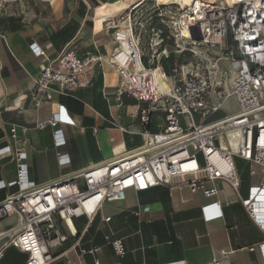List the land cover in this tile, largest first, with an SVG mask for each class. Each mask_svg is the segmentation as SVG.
Segmentation results:
<instances>
[{
	"label": "built area",
	"instance_id": "obj_1",
	"mask_svg": "<svg viewBox=\"0 0 264 264\" xmlns=\"http://www.w3.org/2000/svg\"><path fill=\"white\" fill-rule=\"evenodd\" d=\"M107 27L115 44L107 62L120 77L119 90L141 104L145 143L137 151L42 185L28 182L26 153L17 151L19 188L0 200V221L16 218L0 230V257L8 247L26 255L13 264L52 263L56 256L51 249L66 240L57 220L90 215L102 201L123 199L127 189L164 184L211 196L218 190L205 182L215 179L237 189L235 155L264 171V0H133ZM171 53L179 62L167 72L164 60ZM104 61V55L76 42L47 61L30 93L36 108L50 104V116L37 127L73 125L66 108L52 102L53 93L73 96L75 89L89 84L88 71ZM231 99L235 111L208 121ZM158 111L164 113L163 127L150 134L147 126ZM53 135L57 144L64 141L60 129ZM9 150L2 147L0 154ZM95 196L87 213L85 203ZM244 204L264 227V202L248 199ZM110 242L118 255L124 253L121 239ZM261 249L264 254V244Z\"/></svg>",
	"mask_w": 264,
	"mask_h": 264
},
{
	"label": "crops",
	"instance_id": "obj_2",
	"mask_svg": "<svg viewBox=\"0 0 264 264\" xmlns=\"http://www.w3.org/2000/svg\"><path fill=\"white\" fill-rule=\"evenodd\" d=\"M132 1L0 0V149H10L0 154V200L19 188L17 151L26 153L28 182L42 185L144 145L141 104L119 90L120 77L107 62L115 47L107 24ZM72 42L106 61L88 71L89 84L73 96L53 93L52 102L63 105L74 121L55 127L64 140L57 144L55 128L37 127L50 116V104L36 108L30 93L41 67ZM178 62L176 57L172 64ZM163 124L164 113L154 112L147 129L156 134ZM234 164L237 189L223 179L205 182L218 190L211 196L186 186L130 188L123 199L102 201L90 215L57 220L66 240L51 249L56 259L50 264H264V227L244 204L264 202V171L239 155ZM117 238L124 246L121 255L110 242ZM3 245L1 240L0 250Z\"/></svg>",
	"mask_w": 264,
	"mask_h": 264
},
{
	"label": "trees",
	"instance_id": "obj_3",
	"mask_svg": "<svg viewBox=\"0 0 264 264\" xmlns=\"http://www.w3.org/2000/svg\"><path fill=\"white\" fill-rule=\"evenodd\" d=\"M176 56L175 54L171 53L167 62H164V67L167 72L170 70V66L173 65ZM169 61V62H168ZM11 248V249H10ZM6 249V252L2 255L1 260H3L4 264H13L17 262H21L26 258V255L16 251L14 248L10 247Z\"/></svg>",
	"mask_w": 264,
	"mask_h": 264
},
{
	"label": "rangeland",
	"instance_id": "obj_4",
	"mask_svg": "<svg viewBox=\"0 0 264 264\" xmlns=\"http://www.w3.org/2000/svg\"><path fill=\"white\" fill-rule=\"evenodd\" d=\"M235 109H236L235 102L233 99H231L229 101L227 107L224 109H221L220 112L221 113H227V112L235 111ZM15 220H16L15 216H13V215L6 217L5 219L0 221V229L8 226L10 223L15 222ZM0 264H3V260H0Z\"/></svg>",
	"mask_w": 264,
	"mask_h": 264
},
{
	"label": "bare ground",
	"instance_id": "obj_5",
	"mask_svg": "<svg viewBox=\"0 0 264 264\" xmlns=\"http://www.w3.org/2000/svg\"><path fill=\"white\" fill-rule=\"evenodd\" d=\"M184 1H185V2H189L190 0H184ZM96 199H97V196L92 197V198H90V199L85 203V211H86L87 213H90V212H91L93 206L95 205ZM80 210H81V208L79 207V208H76V209L74 210V212H75V213H78ZM65 219H68V217L65 216ZM70 221H71V220H70Z\"/></svg>",
	"mask_w": 264,
	"mask_h": 264
}]
</instances>
